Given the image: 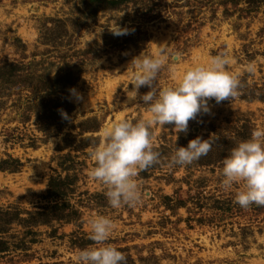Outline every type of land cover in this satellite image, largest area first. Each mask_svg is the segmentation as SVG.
<instances>
[{"label": "rangeland", "instance_id": "374dc122", "mask_svg": "<svg viewBox=\"0 0 264 264\" xmlns=\"http://www.w3.org/2000/svg\"><path fill=\"white\" fill-rule=\"evenodd\" d=\"M148 44L175 54L178 74L226 52L230 70L240 73L239 94L210 99V112L190 120L187 133L154 126L159 163L138 172L141 202L113 209L87 175L88 151L106 124L135 121L146 110L134 103L149 88L139 89L137 101L126 90L130 61ZM5 65L18 69L0 79V238L7 246L0 264H77L78 251L93 246L85 222L93 213L114 222L107 243L126 264H264V206L241 208L219 187L223 158L264 127V1L126 0L89 9L81 0H0ZM67 72L69 87L48 85ZM170 79L163 69L156 87ZM210 135L206 156L171 165L175 147ZM53 179L60 184L51 194Z\"/></svg>", "mask_w": 264, "mask_h": 264}, {"label": "clouds", "instance_id": "9594fccd", "mask_svg": "<svg viewBox=\"0 0 264 264\" xmlns=\"http://www.w3.org/2000/svg\"><path fill=\"white\" fill-rule=\"evenodd\" d=\"M112 31L114 35L126 32ZM173 55L163 47L151 48L148 44L131 59L128 85L132 88L126 90L127 100L137 101L139 89L148 87L149 91L139 94V101L134 103L146 105V110L135 121L118 117L106 124L98 142L89 148L93 166L87 175L103 186L107 203L113 209L136 207L141 202L138 172L159 163L151 134L154 126L172 125V130L178 134L187 133L190 120H195L200 113L210 112V99L219 104L239 94L240 73L230 70L232 60L226 52L206 61L193 62L180 74L171 60ZM165 68L171 79L157 88L158 74ZM245 70L251 73L255 68L249 64ZM69 92L81 99L74 88ZM60 115L69 119L63 110ZM214 140L211 135L207 139L197 136L186 146L175 147L171 165H191L208 154ZM221 164L219 187L232 192L236 204L244 209L253 204L264 206V127L253 128L247 139L237 141ZM85 222L93 246L78 251L77 264H126L124 254L107 243L115 229L114 222L94 213Z\"/></svg>", "mask_w": 264, "mask_h": 264}, {"label": "trees", "instance_id": "16d2710c", "mask_svg": "<svg viewBox=\"0 0 264 264\" xmlns=\"http://www.w3.org/2000/svg\"><path fill=\"white\" fill-rule=\"evenodd\" d=\"M89 9H97V8H103V7H117L118 5H120L122 2L126 1V0H81ZM234 1V3H237L239 0H231ZM264 0H247V2L251 5H257L261 2H263ZM18 69L17 66L15 65H11L9 67L6 68V65L4 67H0V79L4 80V79H9L10 75L13 74L16 70ZM73 74L72 72H67L64 75H60L58 77H56L52 83H49L48 85L50 87H69L72 83H73V78H72ZM63 105H65V102H62ZM67 106L69 105V102H67ZM58 183L54 181H51V188H52V192L51 194H53L55 192V190L58 189ZM60 184V183H59ZM53 207H56V204H54ZM51 207H48L46 210H50ZM6 241L3 238H0V251L5 250L6 248Z\"/></svg>", "mask_w": 264, "mask_h": 264}]
</instances>
